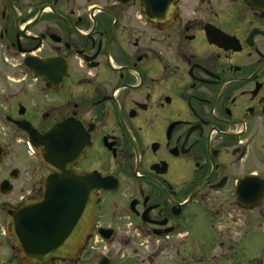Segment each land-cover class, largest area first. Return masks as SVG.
Masks as SVG:
<instances>
[{"label": "flooded vegetation", "instance_id": "obj_1", "mask_svg": "<svg viewBox=\"0 0 264 264\" xmlns=\"http://www.w3.org/2000/svg\"><path fill=\"white\" fill-rule=\"evenodd\" d=\"M56 166L95 207L33 260L17 229L48 224L30 210ZM263 209V9L0 0V264H256Z\"/></svg>", "mask_w": 264, "mask_h": 264}, {"label": "water", "instance_id": "obj_2", "mask_svg": "<svg viewBox=\"0 0 264 264\" xmlns=\"http://www.w3.org/2000/svg\"><path fill=\"white\" fill-rule=\"evenodd\" d=\"M257 8L264 10V0H251ZM60 171L58 176L50 177L47 179V190L46 195L42 203L36 209L30 210L32 213L43 216L48 223L43 228L27 229L26 227L18 228V234L29 233L20 239L23 249L30 259H41L48 255H57L67 246L64 243V239L70 235L73 238L75 233H84L87 230L83 229L78 231L71 225H67L66 229L63 230L61 221L66 213H70L71 216L76 213L84 211L86 218L92 214L94 198L92 196V182L89 177H83L69 173L66 168L62 166H56ZM69 175L68 177H66ZM251 200L253 206L255 203L261 202L263 196L256 199L242 198L240 200L245 202ZM33 208V207H32ZM29 212V211H28ZM76 212V213H75ZM51 217L55 218L53 224H50ZM40 218V222L43 220ZM64 231V237L61 236V232ZM24 232V233H23ZM35 233H38L36 236ZM60 241H52V239H58ZM39 239L34 241L33 239ZM64 238V239H63ZM42 242V243H41ZM59 242H61L59 244ZM64 245V246H63Z\"/></svg>", "mask_w": 264, "mask_h": 264}, {"label": "rangeland", "instance_id": "obj_3", "mask_svg": "<svg viewBox=\"0 0 264 264\" xmlns=\"http://www.w3.org/2000/svg\"><path fill=\"white\" fill-rule=\"evenodd\" d=\"M240 232V231H239ZM241 233V232H240ZM246 246L243 248V252L245 255H256L259 251L262 250L260 253L261 261H257L256 264H264V209L261 220L258 221L256 225V231L252 235L251 239H248L246 242Z\"/></svg>", "mask_w": 264, "mask_h": 264}]
</instances>
